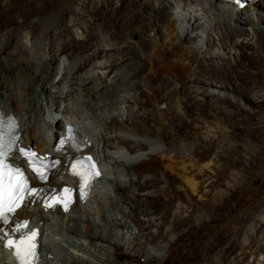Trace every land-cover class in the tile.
I'll use <instances>...</instances> for the list:
<instances>
[{"label":"bare ground","instance_id":"6f19581e","mask_svg":"<svg viewBox=\"0 0 264 264\" xmlns=\"http://www.w3.org/2000/svg\"><path fill=\"white\" fill-rule=\"evenodd\" d=\"M11 1L0 0L7 13L0 18L12 22ZM29 1L31 12L42 14L55 7L52 0ZM113 1L115 19L123 16L128 28L135 27L123 43L115 33L97 28L100 49L95 55H87L92 37L76 20L71 34L57 32L63 23L58 13L38 16V29L33 26L31 31L15 33L7 29L0 38V56L16 39L0 70V112L17 118L20 142L47 152L63 128L62 120L74 123L80 143L90 144L87 153L96 158L104 174L84 204L76 202L67 212L59 207L46 213L44 201L70 184L64 167L52 174L39 186L38 196L26 198L13 226L0 231V264H10L1 248L5 233L19 234V225L25 222L38 229L42 243L46 232H51L47 238L52 250L46 252L43 243L46 253L41 264H52L47 261L52 255L63 264H117L114 258L120 259L117 251L122 248L137 264L140 258L160 261L164 251L176 254L175 264H264V244L258 242L264 232L257 228L244 234L249 216L239 215L233 227H216L224 205L240 187L239 173L229 174V181H224L229 170L241 163L242 151L247 170L264 161V0H253L242 9L237 0H175L180 12L173 0ZM224 8L227 12L222 13ZM101 9L100 0H92L88 13L98 17ZM199 14L208 27L214 23L212 30L226 59L212 45L206 48L210 57L203 55L197 42L206 31L198 35L205 27ZM27 17L31 16H22L20 22ZM131 35L137 36L135 42H130ZM55 38L65 43L54 46ZM226 66L229 73L224 71ZM189 77L192 84L206 87V96L216 105L228 107L234 103L231 94L238 97L232 82H239L237 90L253 112L233 113L235 144L224 147L220 123H204L216 119L215 115L172 109L173 103L187 106L173 96L190 94L175 85L189 84ZM245 78L250 81L242 83ZM161 103L166 110L159 108ZM79 108L88 113L90 118L85 119L92 121L94 130L81 119ZM245 137L257 147L243 145ZM104 182L108 187L100 193L97 188ZM195 212L199 216L194 219ZM48 214L57 218V229H49L53 224ZM202 217L209 221L202 222ZM171 234L177 236L156 242L157 237L166 239Z\"/></svg>","mask_w":264,"mask_h":264},{"label":"rangeland","instance_id":"374dc122","mask_svg":"<svg viewBox=\"0 0 264 264\" xmlns=\"http://www.w3.org/2000/svg\"><path fill=\"white\" fill-rule=\"evenodd\" d=\"M47 1L49 2L50 0H47ZM52 1H53V3H55V7L54 8L51 7L49 10H47L41 14V13H39L38 10H36V12L30 11L32 8V6H31L32 4L30 3L29 0H12L11 1L12 2V4H11L12 9L10 11L9 16H10V19L13 20L12 22H14V21L15 22L12 23L11 20H9L5 17L0 18V38L3 39L5 36L4 34H6L5 32L10 31V30L15 33V32L24 31V30L31 31L33 26H37L36 28L38 29V24L36 21L38 16H42V18H44V17L49 16L51 14L58 13V14H61V16H63V18L61 19L63 23L60 25V27L57 30V32L60 35L68 34V33L71 34L72 33V31H71L72 24L74 23L73 21L76 20L79 23V26L81 28H84L85 31H87L86 33L88 34V36L90 38L92 37V40L90 39L88 41V44H89L88 46L90 48V51L87 53V55L89 56L91 54L95 55L96 53H98V51L100 49V44H99L97 33H96L97 28H100L103 32H106V33H115V35L118 37V38L116 37V40H118V42H120V43H123L127 39V34H128L129 29H132L135 27V25H133L130 28H128V26H126V22H125V19L123 18V16H118L117 19H115V17H114L115 15L113 14V8L115 7V2L113 0H106L107 1L106 3H105V0H100L102 12L100 11V14L98 17L92 16L91 14L88 13V9L91 7L92 0H52ZM173 2L175 5L174 8L176 10H178L177 1L173 0ZM36 4L40 5V3L38 1H36ZM180 9L181 8H179V10ZM179 10H178V12H180ZM190 12H191V10H189V12L187 14H189ZM223 12H227V9L224 8L222 13ZM248 13H251V10ZM27 15L31 16V17H27L23 22H20L21 17L27 16ZM236 15L243 17V15L241 13H238ZM0 16H7L6 10L3 11V8L1 7V5H0ZM196 17H197V15H196ZM198 17H199L201 24H204V26H205L203 29V32L198 33V35L199 34L201 35L202 33H204V30L206 31V33L203 34L205 37L203 39H199L197 42L203 48L202 49L203 55H207V57H210L209 52H211V51H207L206 48H209L212 45L213 50H215L216 53H219V55H221L223 59L224 58L226 59L227 56L224 55V53L220 50L219 43L217 42V37L214 33V30H212V29H214V27H213L214 23L211 24L212 26L210 25L208 27L207 20L201 18L200 14ZM17 20L20 23L17 22ZM206 22H207V24H206ZM206 25H207V28H206ZM184 28H187V25L185 23H184ZM2 36H3V38H2ZM191 36H195V34H191ZM129 40H130V42H135L137 40V36L131 35V36H129ZM15 42H16V39H15V37H13L10 45L7 46L4 49L3 53L1 54V56H0V58H1L0 70L4 66L3 59L11 51ZM63 43H65V42L59 41L58 38H55L53 45L54 46H56V45L60 46ZM247 53L250 54L251 51H247ZM230 61L232 63H234L232 60H230ZM215 62H214L215 65H217L218 61L216 60ZM57 65H58V61L56 60L53 62L52 70H54V68ZM225 68H224V71L229 73L228 67L226 66ZM52 72H54V71H52ZM53 77H54V75H53ZM188 80H189V84L186 83V81H185L182 84L175 83V85H176V87L178 86L177 88H180V85L184 86L187 90H189L188 92L190 94H187V93L183 94L180 92L179 95L173 96L174 98H179V99L181 98V100L184 102V104L186 103L187 106L185 108H183L182 105H177V104L175 105L173 103V104H171L173 106V107L171 106L172 109H178L181 112H185L184 109H186V110H188L189 114H193L196 111H202L203 113H205V115H215L216 119L209 120V121H206L204 123L205 124L213 123V122L220 123L224 128V134H225L224 135L225 136L224 141H226L223 144L224 147H226V144L227 145L228 144H231V145L235 144L236 140L232 135L234 129H233V126L231 124L233 122L231 117L233 115H235L233 113H237V112L241 111V112H245L247 114H251L253 112V109L251 108V106L249 107V105L245 102L246 99H245L242 91L237 90V87H240V84H238L239 82H234V84L232 82V86L236 87V92L238 93V97H234L231 94L230 98L233 99L234 103H232V105L230 107H228L225 104L216 105L214 99H211V98L206 96L209 93L205 89L206 87L201 88L200 86L192 84L193 77H189ZM248 81H250V79L245 78L244 80H242V83H247ZM0 84H1V81H0ZM235 87H234V89H235ZM0 89H1V91H3V88L1 85H0ZM224 91L227 93L228 92L231 93V90H229V89H227V90L224 89ZM37 94H38L37 96L40 97L41 91L38 90ZM80 106H82V105H80ZM159 106H160L159 108L162 110L167 109L165 103H161ZM79 111H80L79 116L81 117V119L86 121L87 123L89 122L88 124L90 125V127H92L90 129L94 130L95 127L92 125V121L86 120V119L90 118V116L88 117V113L86 111L81 110L80 108H79ZM81 111H83V112H81ZM238 119H241V118H238ZM63 122H64V120H62V123ZM240 123H241V121H240ZM251 128H254V126L252 125ZM261 139H262L261 142L264 143V137ZM240 142H241V140H240ZM242 144L243 145L250 144V146H252L254 148L257 147L256 144L251 142V140L248 137H245V139L242 140ZM102 147H103V145L101 144L100 150ZM161 147H164V145L161 144ZM242 155H243V159L240 160L241 163L239 165H237L236 167L232 168L231 170H229V172L227 174L228 177L225 178V181H224V183L229 181V174H232V173L238 174L239 173L241 175L240 176V187L237 190L234 198H232L230 200L228 205H224L223 213H222V215H220L218 217L219 222H218V225H216V227H218V228L233 227V224L236 222L238 216L243 214V215L249 216V221L246 223V226L244 228V234L246 232H254V231H256L255 229H257V228L258 229L261 228V231L264 232V161H261L260 164L257 165L254 169L247 170V167H248V161H246L247 156L243 151H242ZM106 187H108V186H106V184H105V185L97 188V190H98V192H100V191L103 192ZM115 195L116 194H114L113 196H115ZM192 204H195V203L193 202ZM193 207L195 209H197V211H198L199 207L196 204L193 205ZM69 214H70V212L67 213V215H69ZM48 216L51 217L52 215L48 214ZM195 216L198 218V216H199L198 212H195L194 219L196 218ZM53 217L54 218H52V217L49 218L50 219L49 222L51 224H53V226L51 228H49L51 230H53V229L55 230L58 227L57 223H56V222H58V220L56 221L57 218H55V216H53ZM201 221L206 223L209 221V218H207V217L203 218L202 217ZM210 227L213 230L215 229V226L213 224H210ZM135 231L138 232V229H136ZM46 233H47V237H49V235H51V232H50V234H49V232H46ZM155 234L157 235V233H155ZM176 236H177V234L167 235L166 239L162 238V237H157L156 242L166 243L167 239L169 237L174 238ZM47 237L43 241V243L46 246V252L49 248L51 249V241H49V239ZM210 241H211V239L206 240L205 244H208ZM258 242L261 244H264V238H261ZM148 248H152V247L148 246ZM46 252L44 251L43 255H45ZM2 255H3V253L0 252V256H2ZM117 255L120 258L118 260L114 258V261L117 262V264H137V260L134 261V259L130 255H128L126 250L123 248L119 249L117 251ZM162 259L160 261L155 259L151 263H148L146 258H140V259H138V264H175L176 254L175 253H166V251H164V257ZM47 261L52 262V264H63V262L58 261L53 255L50 256V259ZM47 261L45 260V262H47ZM43 264H45V263H43Z\"/></svg>","mask_w":264,"mask_h":264}]
</instances>
